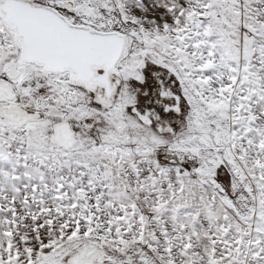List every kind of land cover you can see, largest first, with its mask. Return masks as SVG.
Returning a JSON list of instances; mask_svg holds the SVG:
<instances>
[{"label":"snow or ice","instance_id":"snow-or-ice-1","mask_svg":"<svg viewBox=\"0 0 264 264\" xmlns=\"http://www.w3.org/2000/svg\"><path fill=\"white\" fill-rule=\"evenodd\" d=\"M0 264H264V0H0Z\"/></svg>","mask_w":264,"mask_h":264}]
</instances>
